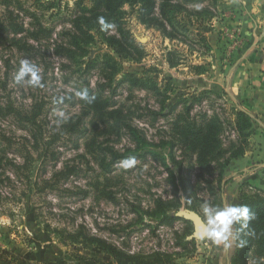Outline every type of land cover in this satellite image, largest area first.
<instances>
[{"label":"rangeland","instance_id":"obj_1","mask_svg":"<svg viewBox=\"0 0 264 264\" xmlns=\"http://www.w3.org/2000/svg\"><path fill=\"white\" fill-rule=\"evenodd\" d=\"M77 1L23 0L25 9L36 17L20 13L18 22L31 33L42 25L53 31L52 37L34 41L25 33L16 37V42L12 41L13 35L0 38V250L36 264H79L78 256L100 262L114 260L94 246L68 241L69 234L81 231L131 255L157 251L172 254L176 264H236L234 244L225 249L206 239L194 240L186 252L175 245L176 233L183 234L187 228L184 222L157 227V219L145 214L154 209L157 198H173L169 174L161 162L147 156L125 169L120 161L113 165L112 173H104L100 165L103 155L106 164L111 158L100 149L111 148L123 154L127 149L135 150L136 145L124 128L100 136L99 131H93L91 118L83 117L84 108L76 93L85 88L97 91L104 82L102 74L97 70L87 75L79 73L69 61L56 55L57 45L65 42L64 34L71 29ZM225 3L223 0L215 10V18L205 21L202 27L193 24L188 43L171 41L159 31L146 28L126 6V26L143 46L145 56L140 62L121 60L123 73L156 78L163 90H172L169 96L173 99L162 105L150 92H131L127 88H120L113 98L117 107H123L128 123L156 145L152 149L161 153L179 175L166 143L176 144V160L183 163L182 174L191 181L192 205L201 216L205 202L218 206L226 202L240 204L242 196L264 192V13L252 18L245 9L240 16L238 10L225 7ZM49 4L55 7L46 11ZM6 14L0 4V21ZM198 32L207 38L205 43ZM89 51L88 58L108 51L115 55L100 42ZM169 52H176L178 67H170ZM22 59L40 67L43 87L15 82ZM195 67H203L205 72L197 74ZM203 93H207L205 99L194 107L190 117L200 122L204 115H219L225 122L221 138L225 148L237 140V133L228 123L235 111L248 112L253 122L246 153L232 161L221 187L215 175L216 198L199 178V167L190 172L196 158L190 160L181 150L170 126L184 111V102L191 104ZM180 100L177 111L168 115L172 104ZM35 108L42 110L37 120L39 128L10 114L15 110L26 115ZM61 111L66 116L63 121L57 116ZM79 121L87 130L83 138L70 133ZM104 128L101 125L100 130ZM182 201L180 211L188 210L186 199ZM178 252L182 255L176 256ZM256 263L250 253L247 264Z\"/></svg>","mask_w":264,"mask_h":264},{"label":"trees","instance_id":"obj_2","mask_svg":"<svg viewBox=\"0 0 264 264\" xmlns=\"http://www.w3.org/2000/svg\"><path fill=\"white\" fill-rule=\"evenodd\" d=\"M223 0H78L74 10L73 17L70 20L71 29L65 36V42L56 47V55L65 58L74 65L79 73L85 75L97 70L102 74L104 80L99 84L98 90L87 89L89 96L94 97L91 103L82 100L84 108L83 117L91 118V127L93 131H99L98 136L109 134L111 131H120L123 128L128 131L132 141L135 143V150L127 149L123 154L115 152L111 148L100 149L103 154L109 153L110 163L106 164L105 155L101 162L104 173H112L113 165L129 158L139 159L151 156L154 160L161 162L169 174V184L172 188V200L165 201L162 198L155 200L154 209L145 212L150 218L157 219V227H174L176 222L182 221L186 224L183 234L176 233V247L188 252L190 245L193 244L189 237L193 234L192 224L177 216V213L184 207L182 198L186 199L185 208L198 213L197 208L192 205L189 194L191 181H187L183 174V163L178 162L175 157L174 142H168L170 160L179 167V175L170 169L164 156L152 149L156 145L148 142L147 138L137 128L131 126L124 114L123 107H117V102L113 100L117 96L120 88H127L129 91L142 90L147 91L159 97L160 103L165 105L172 100L169 95L171 89L163 90L156 78L139 77L132 73H123V66L120 62H140L145 56L143 46L137 43L126 26L128 6L137 16L138 21L148 29L159 31L164 37L171 41L188 43L194 23L200 27L205 21L215 18V10L220 6ZM41 4L40 1L37 2ZM0 4L6 9L5 20L0 21V38L5 39V35H13V42L19 35L29 34L34 41L41 39H50L53 31L47 30L42 25L31 30L25 28L24 23H19L20 13H27L32 17L36 14H29V10L24 7L23 0H0ZM55 7L49 4L45 7L46 11H51ZM103 20V23L101 22ZM201 42L205 43L207 38L198 32ZM196 41V40H195ZM19 42V41H18ZM100 42L112 50L115 55L109 51L96 56H90L89 49ZM20 44V43H19ZM88 58V59H87ZM168 63L171 68L180 65V60L176 52H169ZM197 74H203L205 68L195 67ZM122 74V75H121ZM121 78L117 81L118 76ZM89 87V85H87ZM83 89V90H85ZM81 90V91H83ZM109 93V97L106 94ZM203 93L199 98L193 100L191 104L184 102V111L175 116L170 126L181 150H184L190 160L196 158V164L190 166V172H194L196 166L199 167V178L208 185L211 195L216 198L217 194L214 187L215 175L216 181L221 187L226 179L233 160L243 157L246 153L247 141L253 129V122L248 112L237 110L234 113V119L228 123L237 133V140L230 143L228 148L224 147L222 135L225 130V122L219 115L208 117L204 115L198 122L191 119L190 115L197 104H201L205 99ZM182 100L172 104L168 110V115H173L181 105ZM41 108H35L34 111L24 115L23 113L12 110L22 122H27L32 128H39L38 117L41 115ZM82 120V118H81ZM104 125V130H100ZM109 129L110 131H105ZM71 134H79L83 138L87 130L82 128L79 121L70 129ZM90 147V144H87ZM90 152V151H89ZM183 193V196L180 195ZM108 198L115 202L111 196ZM240 203L249 207L255 214V218L250 221L247 229L242 232V238L245 241L243 246H237L234 243L236 264H247L249 254L252 253L256 258V264H264V192L250 196H242ZM236 227H239L238 225ZM68 241L75 244H87L94 246L103 254L110 255L114 260L100 262L98 260L86 259L78 256L79 264H176V259L170 253L155 252L152 254L131 255L108 244L106 241L90 237L81 231L76 234H69ZM66 243V241H64ZM68 244V243H66ZM181 256L180 252L176 256ZM0 264H36L28 259L14 255L8 250H0ZM41 264H70L66 261L54 262L46 261Z\"/></svg>","mask_w":264,"mask_h":264},{"label":"clouds","instance_id":"obj_3","mask_svg":"<svg viewBox=\"0 0 264 264\" xmlns=\"http://www.w3.org/2000/svg\"><path fill=\"white\" fill-rule=\"evenodd\" d=\"M103 23V20L101 21ZM41 69L29 59H22L19 70L15 76V82L20 85L31 87H43L41 83ZM82 100L91 103L94 97H90L87 89L76 93ZM58 119H66L61 111L57 113ZM135 164L134 158L121 161V167L127 169ZM202 228L201 238L211 241L216 245H223L225 249L230 248L234 243L243 246L245 241L242 232L247 229L250 221L255 218L249 207L233 202H226L223 206H218L209 202L202 205ZM239 227H236V226Z\"/></svg>","mask_w":264,"mask_h":264},{"label":"crops","instance_id":"obj_4","mask_svg":"<svg viewBox=\"0 0 264 264\" xmlns=\"http://www.w3.org/2000/svg\"><path fill=\"white\" fill-rule=\"evenodd\" d=\"M225 7L235 8L238 15H242L246 9V15L253 18L255 15L264 13V0H224ZM256 17V16H255Z\"/></svg>","mask_w":264,"mask_h":264},{"label":"water","instance_id":"obj_5","mask_svg":"<svg viewBox=\"0 0 264 264\" xmlns=\"http://www.w3.org/2000/svg\"><path fill=\"white\" fill-rule=\"evenodd\" d=\"M177 216L188 222H191L194 225V232L190 237V241L204 240L201 238L202 216L199 213L190 210H182L177 214Z\"/></svg>","mask_w":264,"mask_h":264},{"label":"flooded vegetation","instance_id":"obj_6","mask_svg":"<svg viewBox=\"0 0 264 264\" xmlns=\"http://www.w3.org/2000/svg\"><path fill=\"white\" fill-rule=\"evenodd\" d=\"M153 253H155V252H153ZM162 253H164V252H162ZM132 255H136V254H132ZM137 255H139V254H137ZM230 258H232V257H230ZM228 260L230 261L231 259L228 258ZM228 264H230V263H228Z\"/></svg>","mask_w":264,"mask_h":264}]
</instances>
